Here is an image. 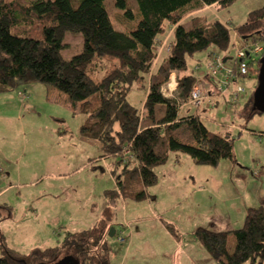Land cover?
Wrapping results in <instances>:
<instances>
[{"label":"rangeland","instance_id":"rangeland-1","mask_svg":"<svg viewBox=\"0 0 264 264\" xmlns=\"http://www.w3.org/2000/svg\"><path fill=\"white\" fill-rule=\"evenodd\" d=\"M263 5L264 0H236L225 7L213 5L204 10L207 21L219 20L230 31L228 50L210 45L185 56L188 72L198 79L204 95L207 90L214 92L202 80L209 75L212 51L216 50L221 60L234 59L235 28L250 11ZM108 7L114 15L112 4ZM114 24L122 28L117 21ZM171 30L157 41L152 72L168 55ZM82 41L81 34L68 32L62 58L68 60L81 52ZM111 61L106 60L100 76ZM222 63L232 67L235 61ZM247 74L239 82L247 91L236 105L230 103L232 85L224 95L214 92L207 96L198 108L189 97L184 107L200 114L209 130L230 131L234 159H221L216 165L197 164L188 154L170 153L166 163L154 167L157 181L146 187V197L116 201L113 224L117 234L104 236L105 244L95 252L98 264H222L225 257L212 258L202 246L196 233L199 228L229 232L227 249L233 251L236 241L231 230L243 225L248 207H264V114L248 118L244 114L249 108L243 114V104L255 82ZM171 77L175 85L169 89V79L163 90L174 97L177 82L175 74ZM149 82L148 77L145 84L134 83L127 96L140 112ZM84 87L79 83L56 86L29 82L0 93V202L9 208L3 210L0 231L9 250L29 255L35 248L59 245L68 231L90 228L107 202L104 191L117 188V177L122 175L120 161L117 157L100 159V146L84 139L80 132L100 104L95 94L74 99L73 92ZM127 155L129 159V152L120 153V158Z\"/></svg>","mask_w":264,"mask_h":264},{"label":"trees","instance_id":"trees-1","mask_svg":"<svg viewBox=\"0 0 264 264\" xmlns=\"http://www.w3.org/2000/svg\"><path fill=\"white\" fill-rule=\"evenodd\" d=\"M234 1L0 0V93L29 82L82 84L84 88L73 92L74 99L95 94L100 104L80 132L84 139L100 146V159L117 157L124 175L117 177V188L104 191L107 202L96 222L88 229L66 232L57 246L19 254L9 250L0 231V264H52L63 259L71 264H98L95 252L105 244L103 239L110 227H114L116 201L146 197V187L157 181L154 167L166 163L170 153L188 154L197 164L216 165L221 159H234L230 131H211L200 114L184 109L198 80L188 72L185 56L210 45L225 51L230 46L228 26L219 20L207 21L203 12L206 7H225ZM108 4L114 7V15ZM197 11L200 13L193 14ZM189 14L193 15L184 22ZM116 21L122 28L115 26ZM170 28L173 37L168 55L152 72L157 41ZM68 32L81 34L83 41L81 52L66 60L61 50ZM235 33L242 38L244 47L250 49L260 43L264 5L250 11ZM108 58L113 61L100 76ZM248 59L246 77L255 82L243 104V114L249 108L250 112L244 115L250 118L259 113L253 93L258 85L260 59L251 53ZM172 74L177 87L174 97H169L163 86ZM148 77L149 91L140 112V107L132 105L127 96L134 83L145 84ZM239 78L242 81L244 77ZM202 80L211 82L208 75ZM126 149L130 158H120ZM4 209L9 210L0 202V221ZM231 232L236 241L232 252L227 249L229 232L205 228L196 231L209 256L225 257L222 264L249 260L264 264L263 206L248 207L243 225Z\"/></svg>","mask_w":264,"mask_h":264},{"label":"built area","instance_id":"built-area-1","mask_svg":"<svg viewBox=\"0 0 264 264\" xmlns=\"http://www.w3.org/2000/svg\"><path fill=\"white\" fill-rule=\"evenodd\" d=\"M262 41L260 43H255L250 46H243L242 38L239 36H235L234 39V47H235V58L224 57L222 60L227 61H235L232 67H225L222 63L220 55L216 50L212 51L210 56L211 62L208 65L209 69V77L215 79V83L211 80L209 85L213 87L214 92H216V96L224 95L227 89L233 85L234 89L230 94V103L232 105H236L239 101V98L243 92H245V88L239 83L240 78L247 74L248 71V56L250 55H258L264 52V34L261 36ZM163 48V47H162ZM236 68V69H235ZM211 90H207L205 95L201 92V87L199 83H196L191 90L190 93V103L194 105L196 108L198 106H202L207 96H211L214 93ZM125 152H129L127 149Z\"/></svg>","mask_w":264,"mask_h":264},{"label":"water","instance_id":"water-1","mask_svg":"<svg viewBox=\"0 0 264 264\" xmlns=\"http://www.w3.org/2000/svg\"><path fill=\"white\" fill-rule=\"evenodd\" d=\"M260 67L258 72V85L253 93L254 107L261 114H264V54L260 58ZM109 236L115 235V228L112 226L108 232ZM52 264H71L66 259L57 261Z\"/></svg>","mask_w":264,"mask_h":264},{"label":"bare ground","instance_id":"bare-ground-1","mask_svg":"<svg viewBox=\"0 0 264 264\" xmlns=\"http://www.w3.org/2000/svg\"><path fill=\"white\" fill-rule=\"evenodd\" d=\"M173 30V29H172ZM172 30H171V32H172ZM235 36H239L237 33H235ZM240 37V36H239ZM257 43H259V42H257ZM250 46V45H249ZM264 54V52L263 53H260V54H258V55H253V56H258L259 57V59L262 57V55ZM260 61V60H259ZM259 65H260V63H259ZM260 67V66H259ZM171 80H172V82L170 83V84H168L169 85V89H171L172 87H170L171 85H175V81H174V79L171 77L170 78ZM165 89V88H164ZM167 90V89H166ZM165 90H163V92H164ZM116 231V230H115Z\"/></svg>","mask_w":264,"mask_h":264},{"label":"crops","instance_id":"crops-1","mask_svg":"<svg viewBox=\"0 0 264 264\" xmlns=\"http://www.w3.org/2000/svg\"><path fill=\"white\" fill-rule=\"evenodd\" d=\"M206 8H207V7H206ZM0 194H2V190L0 191ZM105 205H106V204H105ZM104 207H105V206H104ZM104 207H103V208H104ZM102 210H103V209H102ZM102 210H101V212H102ZM100 216H101V215H100ZM239 228H240V227H239ZM233 230H234V229H233ZM231 231H232V230H231Z\"/></svg>","mask_w":264,"mask_h":264}]
</instances>
